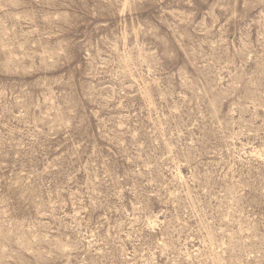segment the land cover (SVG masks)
Here are the masks:
<instances>
[{
	"label": "rangeland",
	"instance_id": "obj_1",
	"mask_svg": "<svg viewBox=\"0 0 264 264\" xmlns=\"http://www.w3.org/2000/svg\"><path fill=\"white\" fill-rule=\"evenodd\" d=\"M0 264H264V0H0Z\"/></svg>",
	"mask_w": 264,
	"mask_h": 264
}]
</instances>
